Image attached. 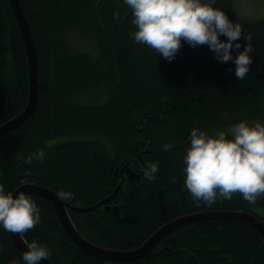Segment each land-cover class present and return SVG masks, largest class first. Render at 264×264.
<instances>
[{
    "label": "trees",
    "instance_id": "1",
    "mask_svg": "<svg viewBox=\"0 0 264 264\" xmlns=\"http://www.w3.org/2000/svg\"><path fill=\"white\" fill-rule=\"evenodd\" d=\"M19 2L36 51L37 104L29 120L0 137V185L6 192L24 184L58 196L70 192V200L59 198L78 233L117 251L137 248L164 224L201 211H244L264 223L258 212L264 195L254 205L239 193L208 205L191 197L183 172L193 128L212 133L242 119H264V18L242 23L254 52L249 73L237 80L235 64L220 63L206 45L192 48L182 41L168 62L134 42L124 0ZM214 7L232 20L233 0H216ZM72 31L92 40L98 54L77 50L67 38ZM239 43L233 57L243 50V38ZM98 90L102 101L82 100ZM28 92L21 32L8 0H0V126L26 108ZM168 142L173 147L165 151ZM38 150L45 153L43 162L22 163L21 157ZM126 160L135 161L138 180L105 201L118 187L117 169ZM149 163L159 168L151 182L143 175ZM30 196L41 223L21 235L27 244L47 245L53 264H264L263 237L239 219L196 222L168 234L140 259L104 261L76 246L47 199ZM13 260L24 264L0 225V264Z\"/></svg>",
    "mask_w": 264,
    "mask_h": 264
},
{
    "label": "clouds",
    "instance_id": "2",
    "mask_svg": "<svg viewBox=\"0 0 264 264\" xmlns=\"http://www.w3.org/2000/svg\"><path fill=\"white\" fill-rule=\"evenodd\" d=\"M124 4L131 10L135 26V31L129 33L131 39L166 61L175 59L183 41L192 48L206 45L220 63L232 61L237 80L249 73L253 38L246 34L241 22H233L223 10L214 7L216 0H124ZM113 15L120 18L118 12ZM241 38L245 41L243 50L233 57L232 52L241 49ZM226 71L231 73L232 69ZM188 139L183 157L184 186L194 200L211 205L231 200L239 193L254 205L264 195V123L260 120L242 119L212 133L193 128ZM163 147L168 151L173 142ZM20 159L25 164L43 162L45 153L38 150ZM158 171L157 163H149L143 175L151 182ZM59 197L70 200L72 195L60 191ZM40 223V209L30 195L19 192L14 196L0 185V225L5 232L24 234ZM51 255L47 245L33 240L27 244L22 259L24 264H39ZM11 264L18 262L13 260Z\"/></svg>",
    "mask_w": 264,
    "mask_h": 264
},
{
    "label": "water",
    "instance_id": "3",
    "mask_svg": "<svg viewBox=\"0 0 264 264\" xmlns=\"http://www.w3.org/2000/svg\"><path fill=\"white\" fill-rule=\"evenodd\" d=\"M8 2L11 6L16 22L20 29L26 50V55L28 60L29 92H28V102L26 108L16 117L10 119L9 121H7L6 123L0 126V137L8 133L9 131L16 129L17 127L25 123L27 120H29L34 113L37 104L38 65H37L36 51L31 37L29 24L24 15L19 0H8ZM133 180L135 179H132V181ZM120 186L121 183H119L118 187L115 189L112 195L106 198L105 201L111 199L116 194ZM19 192H24L27 195H36L44 199H47L53 205L64 230L66 231L68 236L72 239V241L76 244V246L90 255H93L95 257H98L104 261H108L111 263L132 262L137 259H140L145 254L150 252L161 241V239L167 236L168 234L184 226L205 220L239 219L253 226L264 239V223L256 215L244 211H235V212L201 211L176 218L164 224L158 230H156L152 235H150L137 248L126 251L104 249L88 242L78 233V231L76 230L72 221L69 218L68 212L66 210V203H64L53 190L47 187L40 186L38 184H24L18 187L13 192V195L15 196ZM105 201H103L102 203H104ZM93 208L94 207H91L90 209ZM8 234L12 239L14 245L22 253L27 250V243L23 239L21 234L18 235H13L11 233ZM39 264H53V263L50 262L49 260H41Z\"/></svg>",
    "mask_w": 264,
    "mask_h": 264
},
{
    "label": "rangeland",
    "instance_id": "4",
    "mask_svg": "<svg viewBox=\"0 0 264 264\" xmlns=\"http://www.w3.org/2000/svg\"><path fill=\"white\" fill-rule=\"evenodd\" d=\"M234 2V14L232 21H239L241 23L264 18V0H233ZM68 40L77 48V50L87 51L93 55H97L96 45L92 40L83 38L77 31H72L68 35ZM104 98V92L102 90L92 91L89 96H83V101L95 100L102 101ZM264 123V119L260 120ZM135 161L126 160L120 164L117 169L119 176V183L124 186V189H128L132 183V179L138 180L140 171L138 167H135ZM258 212L264 215V210L259 209Z\"/></svg>",
    "mask_w": 264,
    "mask_h": 264
},
{
    "label": "bare ground",
    "instance_id": "5",
    "mask_svg": "<svg viewBox=\"0 0 264 264\" xmlns=\"http://www.w3.org/2000/svg\"><path fill=\"white\" fill-rule=\"evenodd\" d=\"M14 192V191H13ZM39 197V196H38Z\"/></svg>",
    "mask_w": 264,
    "mask_h": 264
}]
</instances>
